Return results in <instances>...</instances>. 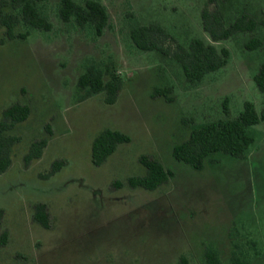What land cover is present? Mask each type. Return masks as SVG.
Here are the masks:
<instances>
[{
    "label": "rangeland",
    "instance_id": "obj_1",
    "mask_svg": "<svg viewBox=\"0 0 264 264\" xmlns=\"http://www.w3.org/2000/svg\"><path fill=\"white\" fill-rule=\"evenodd\" d=\"M100 1L109 13L101 34L89 23L62 20L60 0H41L51 28L21 22L17 30L29 34L0 43V119L14 101L31 108L10 131L20 138L0 173V232L8 231L0 264H205L206 245L218 251L220 264H233V254L264 264V120L248 127L254 140L243 158L215 152L196 169L172 154L194 126L237 115L245 100L264 110L253 78L264 61V0H216L228 19L247 11L258 21L255 30L220 40L202 26L208 0ZM152 21L184 46L198 37L227 47L228 62L187 82L174 58L132 42L130 28ZM4 31L0 23V37ZM252 36L263 44L247 48ZM90 64L110 66L122 78L113 103L104 92L80 99L77 78ZM164 86L172 87V101L153 95ZM105 127L130 140L94 165L91 143ZM42 136V155L25 165L30 143ZM141 155L171 169L169 180L155 189L128 185V176L145 172ZM55 159L63 164L44 176ZM39 201L47 204L48 228L33 219Z\"/></svg>",
    "mask_w": 264,
    "mask_h": 264
},
{
    "label": "trees",
    "instance_id": "obj_2",
    "mask_svg": "<svg viewBox=\"0 0 264 264\" xmlns=\"http://www.w3.org/2000/svg\"><path fill=\"white\" fill-rule=\"evenodd\" d=\"M41 0H0V23L5 27L4 36L0 43L7 39L25 38L29 30L18 31L19 23L29 28L49 30L51 21L40 11L38 2ZM211 3L213 6L211 7ZM58 15L68 21L73 18L80 26L89 23L96 34H101L108 24L109 13L100 0H60ZM201 21L205 31L213 40L228 38L243 31H253L257 26V19L245 11L228 19L225 11L216 2L208 0L201 10ZM264 24V20H263ZM134 45L143 50H158L174 58L182 67L185 79L191 84L200 81L203 76L219 69L228 62L229 50L227 47H216L214 43L193 37L188 46L182 45L159 22L133 25L129 30ZM263 44L258 36H252L245 43L247 48L253 49ZM258 88L264 92V61L254 74ZM122 86V78L110 66L99 68L90 64L77 78V87L82 90L80 99H85L95 93L104 92V101L113 103ZM171 86L156 87L154 96H163L166 101H172ZM30 105L26 102L14 101L2 110L0 119V173L4 172L12 162V146L19 140V135L11 133V129L19 122L25 120L30 114ZM264 120V110L257 111L254 103L245 100L243 109L235 116L220 117L194 126L187 137L172 146L175 159L183 161L193 168L201 169L205 159L212 153L223 152L237 158L246 156L249 145L254 137L249 133L248 127ZM50 133L49 125L45 126ZM130 140L128 133L116 128L105 127L93 138L91 143V161L94 165L102 164L121 142ZM48 143V137L42 136L34 139L23 155L25 165L39 158ZM145 166V172L140 175H130L126 181L131 187L155 189L169 180L173 172L166 168L158 159L147 155L139 157ZM63 161L55 159L47 173L49 176L57 171ZM117 182V181H116ZM120 183V181H118ZM3 209L0 208V221ZM33 219L43 227L50 226L49 212L45 202L34 204ZM8 241V231L0 232V246ZM233 264H248L246 258L237 254L232 256ZM205 264H220L218 251L206 245L204 248Z\"/></svg>",
    "mask_w": 264,
    "mask_h": 264
}]
</instances>
